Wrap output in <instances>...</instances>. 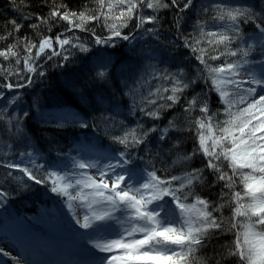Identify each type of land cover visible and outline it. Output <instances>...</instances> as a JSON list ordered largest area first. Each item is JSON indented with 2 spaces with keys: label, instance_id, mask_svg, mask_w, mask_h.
<instances>
[{
  "label": "snow or ice",
  "instance_id": "1",
  "mask_svg": "<svg viewBox=\"0 0 264 264\" xmlns=\"http://www.w3.org/2000/svg\"><path fill=\"white\" fill-rule=\"evenodd\" d=\"M92 3L95 7L85 4L77 11L51 0L46 16L22 15L23 21H35L29 27L40 36L38 43L28 36L14 35L24 27L15 19L8 21L11 31L0 35V40L13 37L11 44L0 49V58L12 62L0 63V208L10 196L5 185L16 191H26L32 184L45 186L63 200L71 214L79 257L37 262L0 246V264H223L229 259L232 264H264V0L259 6L201 4L200 11L211 13L210 20L218 27L209 29L207 21H198L191 36L185 35L181 26L184 15L195 10L194 0ZM164 10L174 12L176 40L202 66L199 80L208 88L187 97L185 93L197 83L196 78H186L183 69L172 73L153 68L152 78L168 85L160 84L145 96L125 78L117 79L110 61L101 60L93 70V80L107 89L108 95L101 93L95 99L97 116L106 122L105 130L113 133L110 140L121 150L73 158L72 172L46 168L42 153L27 131L26 121L32 119L29 111L12 108L19 107L21 98L14 94L6 99L5 92L31 87L34 77L45 76L39 63L42 56L67 62L70 50L88 53L91 49L74 34L69 37L61 32L54 38L43 35L39 33L41 26H47L50 32L65 22L66 32H87L97 46L115 48L116 41L121 40L135 50L137 33L140 38L147 34V38L160 40L159 13ZM133 20V31L126 34L124 29ZM92 24L102 27L107 35H98L89 27ZM249 24L253 29L245 32L244 26ZM12 77H16L15 82ZM117 87L129 98V115L139 112L158 121L165 110L179 105L183 119L169 120L162 128L146 127L141 120L129 127L120 120L116 131L115 121L108 122V113L120 114V104L111 103ZM209 92L218 96L222 110L210 108ZM37 112L44 124L57 129L67 124L66 117L50 120L38 107ZM72 121L81 128L90 127L89 121L78 115ZM183 131L192 133L195 140L190 153L180 150L179 139L170 145L165 143L172 139L170 133ZM153 133L156 136L150 141ZM133 150L148 156L146 167H129ZM197 155L203 157V168L189 167ZM152 156L160 157L164 167L157 168ZM172 156L175 159H170ZM177 166L180 174H169ZM205 170L213 175V183L221 185L217 201L197 192V187L207 181ZM226 207L230 209L227 217ZM227 233L233 239L215 256L200 255L215 236Z\"/></svg>",
  "mask_w": 264,
  "mask_h": 264
},
{
  "label": "trees",
  "instance_id": "2",
  "mask_svg": "<svg viewBox=\"0 0 264 264\" xmlns=\"http://www.w3.org/2000/svg\"><path fill=\"white\" fill-rule=\"evenodd\" d=\"M255 1L260 3V0H255ZM56 3L67 4L68 7L73 10L81 9L82 6H84L85 4H87L89 7H95V5L92 3V0H56ZM50 4H51V0H47V3L45 2V0H16L15 3H13L12 0H8V1L6 0V2H0V35H3L7 31H11L12 26L11 24L8 23V21L15 19L17 23H23L24 27L20 30L18 34H14V35H18L20 37L28 36L31 40L37 42V34L34 32L33 29L29 27V24L35 21L34 20L23 21L21 20V16L24 14H32L33 16L35 15L46 16L49 11ZM210 15L211 13H202L200 11V5H196L195 10L192 12V14L189 15L190 23H188L185 27H189V28L194 27L196 32L195 27L197 22L207 21V19L210 18ZM166 16L170 17L171 19H167L165 16L162 18L166 24L165 29L176 30L173 27V24L168 22V21H173L174 16L170 14H167ZM64 26L61 25L60 27L56 25L52 28L50 32L48 31L47 26L42 25L41 28L47 29L46 32L49 33V36L53 34L52 37H54L56 33L62 31ZM64 28L66 29V26ZM96 32L98 35H102V33H99L98 31ZM43 34L45 35V32H43ZM12 42H13V37H9L7 40H0V49L6 48ZM21 54L23 55L22 48H21ZM90 61L91 60L89 59L88 55L78 54L75 56L73 60H69L67 62L62 61L61 59L50 62L43 69L46 75L43 77H39V76L35 77L32 86L25 87V89L22 91V94H24L23 96L25 98L26 104L31 106H33L34 102L36 103V106H42L48 103L74 104L76 103L77 100L78 102H81L83 97V99L84 100L87 99V101L81 103L79 107L80 110H82L85 113H88L89 111L90 112L96 111V107H93V100L96 99L98 94L100 95L101 93H103L105 96H107L108 93H107V89H105L102 85L98 84L93 80V70L97 66L92 61L91 62ZM145 61L147 60L144 57L136 58L137 64L144 65ZM221 62L222 61H216L214 63L218 64ZM0 63H12V62L11 61L4 62L2 58H0ZM39 63H41V61ZM160 66L161 65L158 64L157 61L149 62L148 67L147 65L141 67L138 74L139 77L137 75V77H134L131 80H127L128 84L135 87H139L138 86L139 83L142 84L143 88L145 89V94H143L145 96L149 93V91H154L156 87L160 84L168 85L167 81H161L152 78L151 73L153 68L157 70L166 69L168 72L175 73L173 70H170V68H164L162 66L160 68ZM20 67L21 68L23 67L22 63ZM81 70H83L85 73L81 72ZM138 78L141 79L138 80ZM12 80L15 82L16 77H12ZM141 80L142 82H140ZM181 103L183 104L184 101L182 100ZM183 115L184 114L181 107L177 105V108L173 107L170 110H165L163 113V118L156 122H159L160 124H164V123L167 124L169 120L179 121L183 119ZM110 117L108 122L114 120L117 125L116 131H118L120 128V125H118L120 121L119 118L114 116H110ZM142 118L145 119V117ZM145 120L152 121L147 118ZM133 121H134L133 119H131V121L130 119L129 120L126 119L124 120V123L129 127H133L135 126V124H132ZM26 123L28 125L27 131L32 140V143L36 142L40 144H47L50 143L51 141L55 142V140L58 141L63 140L60 139L59 137L64 135V133L61 132L62 129L53 128L47 130L43 126L36 123L33 119H31L30 121H26ZM93 123H96L98 126L96 128L91 127ZM89 124L90 127L87 129L91 131L93 130L96 136L97 137L99 136L98 137L99 141L102 142L106 140V138L110 140L109 136L110 134H113L112 131L105 130L106 122L101 121L97 115L94 116L91 121H89ZM145 126L149 127L152 125L146 124ZM54 135L58 136V138L53 137ZM171 137H175V139L174 138L171 139L173 142L176 139L180 140V150L182 152L190 153L195 147V140L193 134L190 132H186L182 138H178L177 136H171ZM5 139H8V137H5ZM173 142H169V145ZM198 158L200 157L195 156L193 160L190 162L189 167L203 168V161L198 162L199 160ZM170 159H175V157L172 156L170 157ZM154 162L157 163L162 168L164 167V165L160 163V157L154 156ZM2 171L3 170L0 169V172ZM180 171H181L180 166L173 167L170 170L169 174H180ZM205 175L207 176V181L203 186L197 187V192L199 195L203 197H206L212 201H217L219 198L221 185L219 183H213V179H214L213 175L210 174L207 170H205ZM5 187H7L8 191L11 192L7 185H5ZM14 191L17 194L20 192V191H16L15 189ZM17 199L19 200V202L21 201L20 198ZM216 215L219 216L220 214L216 213ZM224 215L226 217L230 215L229 208L226 207L224 209ZM232 239L233 236L231 233L215 236L210 241L208 247L202 249V252H204V254L207 257L215 256L216 253H218L222 249V246L229 243ZM209 264H211V262H209ZM223 264H232V260L231 259L226 260L223 262Z\"/></svg>",
  "mask_w": 264,
  "mask_h": 264
},
{
  "label": "rangeland",
  "instance_id": "3",
  "mask_svg": "<svg viewBox=\"0 0 264 264\" xmlns=\"http://www.w3.org/2000/svg\"><path fill=\"white\" fill-rule=\"evenodd\" d=\"M74 10H77V11H79L80 9H74ZM57 25H65L66 27H67V25H66V23L65 22H61L60 24H57ZM95 26H98V25H96V24H94ZM45 32V35L47 34V32L46 31H44ZM62 32H65V35H67V36H69V37H71V36H73V34L74 35H76V36H78V35H81V34H79L78 32H74V33H72V32H66L65 30L64 31H62ZM39 33H41V34H43V32L42 31H39ZM102 33L104 34L105 32L104 31H102ZM83 34V33H82ZM85 35V34H84ZM86 37V36H85ZM39 39H40V36L39 35H37V43H38V41H39ZM151 40H153V41H155L154 39H151ZM82 42H84L85 44H87L89 47H90V49H101L102 48V46H97V45H95L94 44V42H88L87 40H85V39H83V40H81ZM57 48H58V46H57ZM176 52V50L175 49H173V48H170V51L169 52H166V51H164V50H160V54H158V53H156L155 55H165V57H166V60L167 61H172L173 59H174V53ZM40 61H41V64L43 65V67L46 65V63L48 62V60H45V58L42 56L41 57V59H40ZM17 95H19L20 96V101H22L23 100V98H24V96L23 95H21V94H17ZM19 101V102H20ZM15 106V105H14ZM49 113H52L51 111H49ZM54 113H61V110L60 109H57V110H55L54 111ZM72 166V165H71ZM64 167V168H62V170H65V171H69V172H72V167ZM173 207H174V204H173ZM242 219V218H241Z\"/></svg>",
  "mask_w": 264,
  "mask_h": 264
},
{
  "label": "bare ground",
  "instance_id": "4",
  "mask_svg": "<svg viewBox=\"0 0 264 264\" xmlns=\"http://www.w3.org/2000/svg\"><path fill=\"white\" fill-rule=\"evenodd\" d=\"M113 104H115V102H114ZM28 237H29V239H30L31 244L34 243V241H37V240H38L37 238L34 239V240H32L33 236H30L29 234H28ZM47 255H48L50 258H52V257H54V255H56V253H55L54 251H52V252L48 253Z\"/></svg>",
  "mask_w": 264,
  "mask_h": 264
}]
</instances>
